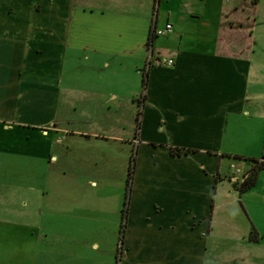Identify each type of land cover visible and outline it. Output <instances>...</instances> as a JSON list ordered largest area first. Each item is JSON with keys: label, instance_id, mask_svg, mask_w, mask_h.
<instances>
[{"label": "crops", "instance_id": "obj_1", "mask_svg": "<svg viewBox=\"0 0 264 264\" xmlns=\"http://www.w3.org/2000/svg\"><path fill=\"white\" fill-rule=\"evenodd\" d=\"M240 1L238 6L239 0H0V160L16 154L30 163L28 173L47 179L41 187L43 194L53 193L47 209L54 198H75L77 180L61 190L55 180L62 175L98 184L79 164L50 168L58 156L50 153L51 131L66 128L50 120L61 101V82L66 76L64 89L71 92L70 80L77 73L73 60H66L70 50H84L87 57L101 53L87 60L90 69L83 79L93 81L84 93L105 94L100 102L119 89H138L140 76H146L131 137L91 129L123 121L89 118L70 132L85 139L112 136L129 144V151L134 147L129 189L127 179L117 185L112 180L121 198L101 207L106 217H116L111 230L116 247L112 242L102 249L98 240L81 235V246L89 244V250L95 247L110 257L105 264H264V235L251 218L256 207L264 212V167L244 187L240 175H229L226 159L242 162L236 164L246 172L253 162L246 156L264 158V61L254 64L242 47L232 50L231 41L221 36L245 31L242 23L231 21L244 2H251L243 49L264 45V0ZM167 21L173 29L167 40L156 43V35L149 37L152 26ZM108 176L99 177L103 182ZM23 193L29 190L0 187V212L5 214L0 223L8 227L0 237L18 244L0 248L2 264H92L78 260L75 231L56 222L48 229L46 221L35 219V207L23 200ZM43 194L39 213L44 212ZM16 195L20 202L14 201ZM74 208L70 201L63 207ZM44 238L52 244H44Z\"/></svg>", "mask_w": 264, "mask_h": 264}, {"label": "rangeland", "instance_id": "obj_2", "mask_svg": "<svg viewBox=\"0 0 264 264\" xmlns=\"http://www.w3.org/2000/svg\"><path fill=\"white\" fill-rule=\"evenodd\" d=\"M239 5H241L240 0L238 2V6ZM238 12L239 16H235V18L232 19L231 23H242L245 31L240 32L236 30L232 33L223 32L221 34L222 38L227 40L229 39L231 41L230 47L234 51L240 50V48L242 47L241 50L246 54H250V58L252 61H254V64L256 62L264 61V45H262L261 42L254 43V47L250 45L248 48L243 49L246 44L245 40L248 38L249 25L252 20V3L244 2V8L238 9ZM225 23L227 24L228 20H226ZM261 25L259 20L257 22V27L255 30L256 35H258L259 31H261ZM170 33L171 32H169L168 34L156 35V43L157 41H159V39H166L167 36L170 35ZM86 52L88 53V51ZM70 53V56L67 53L68 56L66 57V60H73V63H75L76 67L75 72L77 73L73 75L70 80L71 84L74 83V87L71 89V92L68 89H64V85H67L69 81L68 79H65L66 76L64 77L63 82H61V101L59 102V106H57L56 108L57 111L55 112V119L51 118L50 120V122L56 120L60 125L66 127L65 129L60 128L58 131H51V136L49 137L50 153H52V151L57 152L58 156L55 163L49 162L51 165L50 168L63 170L68 169L69 164H79L84 167L83 169H87L83 170L87 172V174L89 171H91V174H89L91 175L90 177H95L98 180V184L91 185V187L87 184L85 178L83 177L69 178L68 176L62 175L55 180V184L57 181V184H59L61 190L69 187V180H71V183L77 180V182L75 183V186L77 188L75 198L74 200H72V198L67 199L62 196H60L58 200L54 198V206L51 207V209H47L45 206L49 201H51V198H49L48 196H52L53 194L50 193L47 196L46 193L43 194L41 192V187H43V185H47V179L41 176L36 177V175L32 174L31 172L28 173V171L31 169L30 163H26L21 159L20 156L17 157L15 156L16 154H5L7 157L5 159L2 158L3 160H0V187H13V189L15 188L19 190H21L22 187L23 190H29V195L25 196V194L23 193V197H25L23 198V200L26 201L30 206L32 204L34 205L35 212L38 216L37 218L35 217V219L46 221L48 229L51 230L53 229V227L50 226L51 222H56L57 224H59L58 227L61 229L67 228L69 226V229L71 231H75L78 241L77 245L80 247L78 260L80 262L83 261L86 263L93 262L92 264H105V262H107L110 257H108L105 252L96 251L95 247L89 250V244L87 245V248L81 246V235H84V237L95 238L99 241L102 249L111 247L112 242H114V247H116L117 237H113L115 235H113L111 231L112 227L115 225L116 217H106L104 211L101 210V207L109 206L111 202L117 203L119 197L121 198V194L119 193L116 185L118 183H123V178L124 182L127 179L128 170L130 168L129 155L133 153L134 147L129 151V144H122L121 141L114 139L112 136H106V139H98L97 137H94V139H85L83 137H80V135L77 133L70 132H74V127H77V123L81 121L88 122L90 120L89 122H104L109 124H113V122L123 121V123H119L117 127H109L105 129L103 127L99 128V126H94L96 128L94 129L91 127V129L95 131H101V133L105 134H119L126 138L128 136L131 137L136 127L132 122L133 117L136 115L137 111V108L135 109V104L137 106V104L141 103V94L146 88V83L145 87H143L142 75L140 76L138 89H131L128 90V92L120 91L122 89H119L118 94L110 97L104 102H100L103 97H105V94L102 95L99 93L98 95L91 96L87 93H84L83 88L93 83V81H91L90 78L87 81H84L83 79H86V75L88 74L87 71L88 69H90V67L87 65L89 64L87 60H97V58L100 57L101 53L97 54L96 56H94L93 54H89V57L85 55L84 50H70ZM110 59L116 60L115 58ZM118 83L120 87L123 86L120 81H118ZM115 89L117 90V88ZM57 136H59L58 139ZM132 142L135 143V141ZM98 148L101 149L102 154L100 155H98V153L100 152ZM226 159L228 163L227 167L229 168L230 172H232L233 170V168L230 166L231 163L236 164L238 162L242 164V162H239L236 159ZM53 160L54 157L50 159V161ZM47 161L48 159H46V162H44L45 168L49 167V163L47 164ZM245 165H247V163ZM91 167L93 168V170H90ZM101 173L109 175V178L106 177V179H104L102 182V177H99ZM133 174L134 170L132 172V175ZM112 180L116 185L113 184ZM83 186H86L85 190L83 189ZM32 187L35 191L33 193V190L31 189ZM41 194H43L42 198L44 197L43 201L41 202V206L44 204V212L41 210V213H39L37 210V204L41 201ZM14 201L20 202L21 198L16 195ZM69 201L71 205L75 204V208L71 212L63 209L65 204H67ZM115 205L116 204H114L113 206ZM86 208L92 209L86 210ZM111 210L113 211L112 207ZM261 210L263 209H258L257 207L254 208V217L251 218H253L255 222L254 224H256V226H254L263 236L264 212ZM12 214L15 215L14 213ZM1 215L5 216L3 212H0V216ZM11 218L16 219L14 217ZM113 218L114 221L112 222ZM236 219L238 224H241V218L236 217ZM7 228L8 227L6 225L0 223V230ZM54 228H57L55 224ZM50 235L52 236L53 234ZM44 244H52V239L44 238ZM15 245H18L16 241H13L12 243L4 237H0V248ZM2 257H4V255ZM87 258H90L92 261ZM0 264H2L1 260Z\"/></svg>", "mask_w": 264, "mask_h": 264}, {"label": "trees", "instance_id": "obj_3", "mask_svg": "<svg viewBox=\"0 0 264 264\" xmlns=\"http://www.w3.org/2000/svg\"><path fill=\"white\" fill-rule=\"evenodd\" d=\"M151 31H150V36H149L150 38H151V35H153ZM145 83H146V76L143 77V87H145ZM141 95L145 96V92L143 91ZM172 149H174V148H172ZM131 156H132V158L130 159V165H129L130 168L128 170V175H127V190L130 187L132 172H133V168H134V159H135L134 158V151H133ZM246 157L251 158V160L253 162H252V166L249 169H247L245 177L243 179H240V181L244 187L250 186L254 182L256 170L264 167V158L258 159L256 157H249V156H246ZM236 181H238V179H235V182ZM126 208H127V197L124 201V208H123L124 215L126 212ZM125 220H126V217H122V222H123L122 228H123V224L125 223ZM120 241L122 242V237L120 238Z\"/></svg>", "mask_w": 264, "mask_h": 264}, {"label": "built area", "instance_id": "obj_4", "mask_svg": "<svg viewBox=\"0 0 264 264\" xmlns=\"http://www.w3.org/2000/svg\"><path fill=\"white\" fill-rule=\"evenodd\" d=\"M172 29H173L172 22L167 21L162 26H157V25L152 26V31L151 32L153 34L152 36H154V35H158V34H167V33L171 32ZM151 56H152V52L149 53L148 57H151ZM148 60H149V58H148ZM163 61H166L167 63H172L173 62V58H171V57H166L165 58L164 57ZM230 166L233 168L232 172L229 171V175L231 177L234 174L240 175L241 179H243L245 177L246 172H244L239 165L231 163Z\"/></svg>", "mask_w": 264, "mask_h": 264}]
</instances>
